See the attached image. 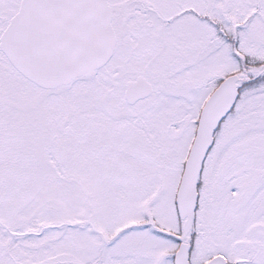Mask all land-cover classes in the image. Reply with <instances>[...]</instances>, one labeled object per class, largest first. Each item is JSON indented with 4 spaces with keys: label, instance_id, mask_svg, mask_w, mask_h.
Here are the masks:
<instances>
[{
    "label": "snow or ice",
    "instance_id": "obj_1",
    "mask_svg": "<svg viewBox=\"0 0 264 264\" xmlns=\"http://www.w3.org/2000/svg\"><path fill=\"white\" fill-rule=\"evenodd\" d=\"M0 264H264V0H0Z\"/></svg>",
    "mask_w": 264,
    "mask_h": 264
}]
</instances>
